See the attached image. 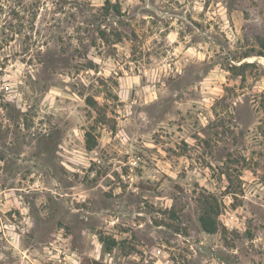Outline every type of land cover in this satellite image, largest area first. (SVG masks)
<instances>
[{
  "label": "rangeland",
  "instance_id": "rangeland-1",
  "mask_svg": "<svg viewBox=\"0 0 264 264\" xmlns=\"http://www.w3.org/2000/svg\"><path fill=\"white\" fill-rule=\"evenodd\" d=\"M0 264H264V0H0Z\"/></svg>",
  "mask_w": 264,
  "mask_h": 264
},
{
  "label": "trees",
  "instance_id": "trees-1",
  "mask_svg": "<svg viewBox=\"0 0 264 264\" xmlns=\"http://www.w3.org/2000/svg\"><path fill=\"white\" fill-rule=\"evenodd\" d=\"M91 147V146H90ZM219 212L214 206L205 203L200 216V224L203 230L214 233L218 231L217 216Z\"/></svg>",
  "mask_w": 264,
  "mask_h": 264
}]
</instances>
